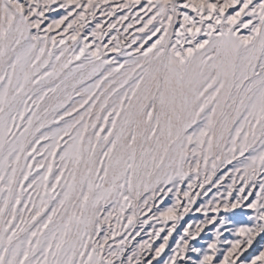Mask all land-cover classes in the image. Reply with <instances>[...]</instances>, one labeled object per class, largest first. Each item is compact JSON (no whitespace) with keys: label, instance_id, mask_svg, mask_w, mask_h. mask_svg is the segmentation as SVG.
<instances>
[{"label":"snow or ice","instance_id":"1","mask_svg":"<svg viewBox=\"0 0 264 264\" xmlns=\"http://www.w3.org/2000/svg\"><path fill=\"white\" fill-rule=\"evenodd\" d=\"M0 264H264V0H0Z\"/></svg>","mask_w":264,"mask_h":264}]
</instances>
